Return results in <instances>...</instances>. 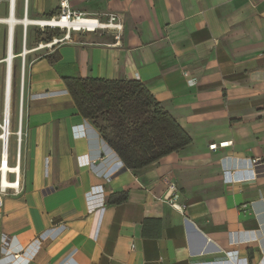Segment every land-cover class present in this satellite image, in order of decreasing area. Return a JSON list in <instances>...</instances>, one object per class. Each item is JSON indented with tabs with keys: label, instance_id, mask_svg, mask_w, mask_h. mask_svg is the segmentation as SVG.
I'll use <instances>...</instances> for the list:
<instances>
[{
	"label": "crops",
	"instance_id": "obj_1",
	"mask_svg": "<svg viewBox=\"0 0 264 264\" xmlns=\"http://www.w3.org/2000/svg\"><path fill=\"white\" fill-rule=\"evenodd\" d=\"M67 1L116 14L122 31L39 48L19 22L60 0H0V20H17L0 22V69L12 28L25 105L24 187L1 197L0 264H264V0ZM63 77L140 81L191 143L127 169ZM169 181L177 208L163 199Z\"/></svg>",
	"mask_w": 264,
	"mask_h": 264
},
{
	"label": "trees",
	"instance_id": "obj_2",
	"mask_svg": "<svg viewBox=\"0 0 264 264\" xmlns=\"http://www.w3.org/2000/svg\"><path fill=\"white\" fill-rule=\"evenodd\" d=\"M42 42L60 36L45 28ZM45 30H43L44 32ZM58 56H48L52 62ZM78 113L92 122L101 138L130 170L144 168L191 143L189 135L138 80L63 77ZM120 194L110 204L125 201Z\"/></svg>",
	"mask_w": 264,
	"mask_h": 264
},
{
	"label": "built area",
	"instance_id": "obj_3",
	"mask_svg": "<svg viewBox=\"0 0 264 264\" xmlns=\"http://www.w3.org/2000/svg\"><path fill=\"white\" fill-rule=\"evenodd\" d=\"M12 7V6H11ZM26 14V13H25ZM26 19V15L24 19ZM33 26L39 27L41 30L45 28L57 29L61 32L60 36H55L49 42H40L39 48L51 49L70 40L73 33L89 34L100 31H113L117 34L123 29L122 19L116 14H109L105 18L89 15L73 9L67 0H60L58 12L48 17L35 18L30 20ZM23 39H25L26 27L23 26ZM42 46V47H41ZM12 51V50H11ZM24 68V59L22 60V72ZM23 109H24V91L23 80L19 94V112H18V129L10 134L9 121L0 122V203L1 197L5 195H20L23 192V165H22V142L25 138V130L23 127ZM15 137L14 154L10 152L11 137ZM229 142H220L209 145V149L224 148ZM101 191V186L95 187ZM163 199L167 201L171 207L177 208L178 188L174 182H167V190Z\"/></svg>",
	"mask_w": 264,
	"mask_h": 264
},
{
	"label": "rangeland",
	"instance_id": "obj_4",
	"mask_svg": "<svg viewBox=\"0 0 264 264\" xmlns=\"http://www.w3.org/2000/svg\"><path fill=\"white\" fill-rule=\"evenodd\" d=\"M22 17H16V19H19ZM30 30L28 34L31 36V41L29 39V45L33 44V39L35 41L44 39V37L48 34L47 30L45 31L41 30L39 27L36 26H30ZM23 27L19 24L17 29H15V37H16V44L14 47V53H17L21 46V40L23 38ZM44 42V41H43ZM39 44V43H38ZM38 46V45H37ZM6 49V43L5 41H2V38L0 37V58L2 56L1 50ZM47 49V48H44ZM2 50V51H3ZM22 67V61H14L12 66V78H11V85H10V131L15 132L18 129V112H19V94L21 89V82L23 80V73L21 72ZM0 122L3 118V105H4V79H5V69H0ZM24 89V87H23ZM23 125H25V105L23 109ZM14 143H15V137H11V148L10 152L14 154ZM24 143L25 138H23L22 142V149H21V156H22V163H23V151H24ZM23 165V164H22Z\"/></svg>",
	"mask_w": 264,
	"mask_h": 264
},
{
	"label": "bare ground",
	"instance_id": "obj_5",
	"mask_svg": "<svg viewBox=\"0 0 264 264\" xmlns=\"http://www.w3.org/2000/svg\"><path fill=\"white\" fill-rule=\"evenodd\" d=\"M0 22H4V23H8L11 27H12V24L17 22V20H15L14 18H8L6 20H0ZM19 23H23V24H32V22H30L29 19H25L24 21L22 22H19ZM15 26V24H14ZM9 30H10V35H9ZM8 30V40H7V45H8V55L6 56V58L4 59V62L6 64V70H7V66L9 65L10 67V72H9V87L11 85V61H12V58H13V55H12V52H11V49H10V40H11V30L12 28H9ZM42 47V46H41ZM6 73L5 72V79H4V105H3V118H2V121H5L10 123V89H9V99H8V102H5V89H6ZM9 132L10 134H14L13 132L10 131L9 129Z\"/></svg>",
	"mask_w": 264,
	"mask_h": 264
},
{
	"label": "water",
	"instance_id": "obj_6",
	"mask_svg": "<svg viewBox=\"0 0 264 264\" xmlns=\"http://www.w3.org/2000/svg\"><path fill=\"white\" fill-rule=\"evenodd\" d=\"M12 7H11V15H12ZM9 35H10V30H9ZM6 89H5V102H8L9 99V72H10V67L9 65L7 66V70H6Z\"/></svg>",
	"mask_w": 264,
	"mask_h": 264
}]
</instances>
